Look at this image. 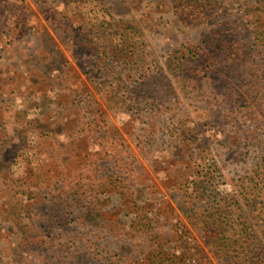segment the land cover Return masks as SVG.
Listing matches in <instances>:
<instances>
[{
    "label": "rangeland",
    "instance_id": "374dc122",
    "mask_svg": "<svg viewBox=\"0 0 264 264\" xmlns=\"http://www.w3.org/2000/svg\"><path fill=\"white\" fill-rule=\"evenodd\" d=\"M0 264H264V0H0Z\"/></svg>",
    "mask_w": 264,
    "mask_h": 264
}]
</instances>
